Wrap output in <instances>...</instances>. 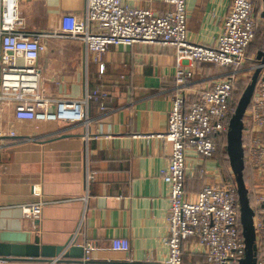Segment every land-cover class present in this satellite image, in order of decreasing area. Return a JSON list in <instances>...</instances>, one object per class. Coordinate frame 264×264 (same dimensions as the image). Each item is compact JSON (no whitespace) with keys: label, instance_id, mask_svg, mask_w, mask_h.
I'll use <instances>...</instances> for the list:
<instances>
[{"label":"crops","instance_id":"crops-1","mask_svg":"<svg viewBox=\"0 0 264 264\" xmlns=\"http://www.w3.org/2000/svg\"><path fill=\"white\" fill-rule=\"evenodd\" d=\"M124 1L159 14L172 9L161 0ZM230 3L187 0L188 40L214 46ZM84 8L85 0H19L31 32L55 34L63 16H82ZM45 44L37 61L43 96L77 100L87 87L104 97L90 99L87 121L78 122L17 120L12 106L0 108V242L83 248L82 258L53 264H163L170 202L161 171L170 147L154 135L165 132L176 92L175 48L160 43L109 45L96 63L80 41L49 36ZM182 66L193 71L192 82L184 87L192 101L198 96L191 93L228 71L190 60H183ZM49 110L53 112L54 105ZM186 155V192L194 194L206 182L222 179L211 156L192 150ZM203 168L215 174L203 175ZM34 202H41L40 216L25 217L21 207ZM113 238L127 239L128 249L112 250ZM88 244L95 249L85 260ZM186 251L185 262L203 260Z\"/></svg>","mask_w":264,"mask_h":264},{"label":"built area","instance_id":"built-area-1","mask_svg":"<svg viewBox=\"0 0 264 264\" xmlns=\"http://www.w3.org/2000/svg\"><path fill=\"white\" fill-rule=\"evenodd\" d=\"M161 1L172 9L158 14L129 5L124 0H85L82 16H63L59 31L48 34L26 29L25 20L19 10V0H0V108L12 106L17 120L58 119L78 122L87 121V105L90 99H96L99 95L104 97V94L95 90L90 92L87 87L82 97L77 100L43 96L37 61L46 50V37L56 36L80 41L86 55L89 54L96 63H100L101 56L106 53L109 45L160 43L174 46L176 92L170 105L169 130L166 134L168 141L173 142L169 161L171 168L161 171L162 179L172 188L171 211L167 216L171 226L170 233L175 241L171 243L172 261L169 260L167 264H184L180 257V229L193 231L192 224L189 223L190 217L196 227L189 236L199 244L204 243L202 229H211L216 246L213 252L209 249L206 252L209 257L208 264H238L244 254V242L239 229L235 185H227L222 179L206 185L197 192L198 200L187 205L185 200L191 199L184 196V163L187 150H193L205 157L212 156L216 148L214 139L227 131L229 119L234 112L231 95L237 80V69L242 66L245 49L254 36L250 22L253 3L251 0H232L217 42L210 46L188 40L186 0ZM183 60L209 63L218 68H227L228 71L204 88L191 93L198 96V99L189 101L184 87L192 82L193 71L182 66ZM53 105L54 111L50 112ZM245 112L248 118L256 119L257 127L250 128L246 142L248 144L243 143L242 147L250 167L263 178L264 140L256 132L264 125V76L254 90ZM244 129L243 125V134ZM14 134L13 130L8 132L10 136ZM2 135L4 134L0 126V136ZM33 193L35 194L34 189ZM258 204L259 200L255 205ZM21 210L23 215L37 218L41 212V202L24 205ZM253 226L257 250L255 264H264V210H254ZM110 247L112 250H127L128 240L113 238ZM94 249L93 244L84 247L85 260H88ZM57 260L59 257L46 264H53Z\"/></svg>","mask_w":264,"mask_h":264},{"label":"water","instance_id":"water-1","mask_svg":"<svg viewBox=\"0 0 264 264\" xmlns=\"http://www.w3.org/2000/svg\"><path fill=\"white\" fill-rule=\"evenodd\" d=\"M263 7L260 14L264 19V0H261ZM257 58L264 63V49L259 51ZM259 75V67L253 72L249 83L245 87L231 115L226 131V152L229 159V166L233 176L235 191L238 201V220L240 232L244 242V254L238 264H255L256 262V236L253 226V210L248 201V190L243 180V116L252 97L256 81ZM59 257L82 258L83 248L71 245H39V244H16L0 242V261L10 260H38L39 262H50ZM62 257V258H61Z\"/></svg>","mask_w":264,"mask_h":264},{"label":"rangeland","instance_id":"rangeland-1","mask_svg":"<svg viewBox=\"0 0 264 264\" xmlns=\"http://www.w3.org/2000/svg\"><path fill=\"white\" fill-rule=\"evenodd\" d=\"M251 1L253 3V10H252V15H251V18H250V22L253 25V29H254L253 30V33H254V36L250 40V42L248 43V45H247V47L245 49V51H247V52L244 54L245 60H244V62L242 64V66L237 69V73H236L237 80H236V83H237V86L238 85L240 86L239 88H242L245 84H247V82L249 83L250 78H251L253 72L259 67V75H258V79H257L256 84H255V88H254V90H255L256 87H257V85H258V83L261 80H263V76H264V72H263L264 63H262L260 59H256L257 50H259V49L260 50H263L262 48L264 46V30H263L264 29L263 28L264 27V19L261 18V16H259V11H261V9H262V4L260 2H257V4H255L254 0H251ZM186 2H187V0H186ZM231 3H232V0H231ZM231 3H230V8H231ZM132 6H136V5H132ZM137 7H139V6H137ZM140 8L149 9V8H146V7H140ZM230 8H229V11H230ZM185 9H186V13H187L186 3H185ZM149 10L150 11H153L155 13H158V12H156L154 10H151V9H149ZM229 11L224 16L223 22H224L226 16L228 15ZM223 25L224 24H222V26ZM186 26H187V14H186ZM222 26H221V28H222ZM221 28H220V30H221ZM258 28H262L261 29L262 31L260 30L261 32L258 33L257 34V37H256L255 33L257 32V29ZM220 30L218 32V35H220ZM257 39L260 42L259 44L258 43H255V40H257ZM170 46H172V45H170ZM172 47H174V46H172ZM233 94L235 95V92L234 93L232 92L231 97L234 96ZM236 95H237V92H236ZM234 98H235V96H234ZM232 101H233V97H232ZM250 101H251V99H250ZM169 111H170V107L168 109L167 123H166V130H165V132L154 135L156 138H158L162 142L168 143L169 144V147H170V155H169V158H168V163L165 166V168H163L164 170L165 169H168V168L169 169L171 168V164H169V161H170V157H171V153H172V148H173V142L172 141L171 142L168 141V139L166 137V134H167V132L169 130V127H168ZM243 125L245 127V129H244V131H245V133H244V137H245L244 138V144H245L247 142V139L249 138V135H250V133H249L250 128L257 127L256 126V119L254 117L253 118H248L247 116H245V124H243ZM259 130L260 131L256 132V128H255L254 132H256L257 135L259 137H261V139L264 140V125L262 127H260ZM247 144L248 143H246V145ZM186 158H187V156H186ZM184 165H185L184 172L186 173V171L188 170V164H187L186 160H185ZM200 170L203 173V175L205 174V171L207 172V174H211V175L212 174H215V172L209 173L210 170H208V169H204L203 168V169H200ZM248 174H249V172L246 173V184L248 186L249 194H250V196L251 195H253V196L255 195L256 196L255 197V204L259 200L258 206L255 205L256 207L254 209L252 208L253 214H254V210L255 211L256 210H264V177L263 178L259 177L256 174V172H255V174L253 176L254 179L251 180L252 177L249 176ZM215 182H217V181L211 182V184H214ZM211 184L208 183V182H206V184L203 185L200 188V190L204 186H206V185L209 186ZM168 196H169V202H170V207H169V210L168 211H171L172 188L170 186H168ZM184 196L186 198L191 199L189 201L188 200H185L186 203H187V205H189V203L194 204L196 202V200H198V197H199L198 196V193L192 194V193H188L186 191L184 192ZM219 206H220V204H219ZM40 214H41V212L39 213L38 217L40 216ZM24 216L27 217V218H29V216H26V215H24ZM194 218H196V217H194ZM166 222H167V226H166L167 227V237H166V241L165 242H166V245H167V248H168V255H167L166 259L163 261V264H167L168 261L170 259H172V247H171L172 244L171 243H174V241H175V238L173 237V234L170 233L171 232V226H170V223H169V216H166ZM189 223L192 224L191 226H192L193 231L192 230H181L180 229V243H181L180 246L182 247V253H180L181 261L184 264H208L209 257L206 254V252H207L208 249L211 252H213L214 247L216 246L215 243L213 242V237H212L211 229L210 230L202 229L201 236L203 238L204 243L199 244L198 241H194V239L189 236V235H192L193 234V232L195 230V227H196V224H194L193 221H191V217L189 218ZM229 239H230V237H229ZM232 241H234V237L232 238ZM229 244H230V242H229ZM184 250L185 251L187 250L188 251V252L186 251L187 253H190V252L192 253L193 252V253H197L199 255H202L203 256V260L201 262H197V263L185 262L184 261V258H183V252H185ZM170 261H172V260H170ZM209 264H211V263H209Z\"/></svg>","mask_w":264,"mask_h":264},{"label":"trees","instance_id":"trees-1","mask_svg":"<svg viewBox=\"0 0 264 264\" xmlns=\"http://www.w3.org/2000/svg\"><path fill=\"white\" fill-rule=\"evenodd\" d=\"M255 4H257V2H261V0H254ZM262 7H263V4H262ZM262 12V9L261 11H259V16ZM264 28V27H263ZM262 28H258L257 29V32L255 33L256 37H257V34L260 33L262 30ZM261 30V31H260ZM264 30V29H263ZM255 43H260L259 40H255ZM264 49V46L263 48ZM259 51H263V50H257V53H256V59L257 58V54ZM247 51H245L246 53ZM248 84V82H247ZM247 84H245L242 88H239L240 86L238 85L237 86V83L235 82L234 85H233V93L235 92V98L234 96L233 97V101H232V106L234 107L235 109V106L237 104V101L239 99V97L241 96L242 92L244 91L245 87L247 86ZM236 90V91H235ZM238 90V91H237ZM236 92H237V95H236ZM189 101H192L190 99H188ZM245 114L243 116V122L245 121ZM244 134H242V144L244 143ZM215 151H214V154L211 156L213 161L216 163L217 167H218V170L220 172V176L222 178V180L224 182H227L228 184L227 185H234V180H233V176H232V173H231V170H230V164H229V159H228V155H227V152H226V132L221 134L220 136H217L215 139ZM243 153H244V157H243V164H244V167H243V171H242V174H243V180H244V183H245V186L248 190V186L246 184V173L249 172V176L252 177L251 180H253V176L255 174L254 170L250 167V165L248 164L247 160H246V153H245V150H243ZM205 185V184H204ZM197 193V192H196ZM248 195V201H249V205L251 206V208H255V195H251L249 194V191L247 193ZM239 229H240V225H239Z\"/></svg>","mask_w":264,"mask_h":264}]
</instances>
